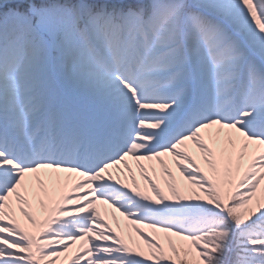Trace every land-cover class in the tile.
I'll return each mask as SVG.
<instances>
[{"label": "snow or ice", "instance_id": "6c2138e0", "mask_svg": "<svg viewBox=\"0 0 264 264\" xmlns=\"http://www.w3.org/2000/svg\"><path fill=\"white\" fill-rule=\"evenodd\" d=\"M0 264H264V0H0Z\"/></svg>", "mask_w": 264, "mask_h": 264}, {"label": "rangeland", "instance_id": "374dc122", "mask_svg": "<svg viewBox=\"0 0 264 264\" xmlns=\"http://www.w3.org/2000/svg\"><path fill=\"white\" fill-rule=\"evenodd\" d=\"M135 168V167H134ZM136 169V168H135ZM136 170H138V169H136ZM137 179L138 180H140V177H139V171H138V174H137ZM141 186L143 187V183L141 182ZM130 230V229H129ZM133 235H134V233H133Z\"/></svg>", "mask_w": 264, "mask_h": 264}]
</instances>
